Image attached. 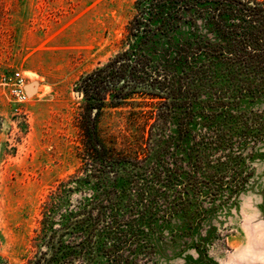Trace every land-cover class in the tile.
I'll return each instance as SVG.
<instances>
[{
    "label": "trees",
    "instance_id": "obj_1",
    "mask_svg": "<svg viewBox=\"0 0 264 264\" xmlns=\"http://www.w3.org/2000/svg\"><path fill=\"white\" fill-rule=\"evenodd\" d=\"M135 10L127 48L76 84L80 167L44 200L26 264H147L168 226L182 220L190 234L255 175L264 0H136ZM182 24L193 31L176 41ZM135 96L158 110L143 114L140 150L125 153L105 143L99 123L108 105Z\"/></svg>",
    "mask_w": 264,
    "mask_h": 264
},
{
    "label": "rangeland",
    "instance_id": "obj_2",
    "mask_svg": "<svg viewBox=\"0 0 264 264\" xmlns=\"http://www.w3.org/2000/svg\"><path fill=\"white\" fill-rule=\"evenodd\" d=\"M135 1L0 0V264H26L34 256L44 200L79 169L83 99L76 84L127 48L123 39ZM192 31L182 24L176 41ZM17 73L24 87L39 85L24 103L11 94ZM211 91L201 89L202 99ZM149 102L135 96L108 105L99 123L105 143L139 151L146 135L143 114L158 110ZM171 120L166 133L174 130ZM252 166L246 191L219 204L190 234L182 220L168 226L147 264H264V147Z\"/></svg>",
    "mask_w": 264,
    "mask_h": 264
},
{
    "label": "built area",
    "instance_id": "obj_3",
    "mask_svg": "<svg viewBox=\"0 0 264 264\" xmlns=\"http://www.w3.org/2000/svg\"><path fill=\"white\" fill-rule=\"evenodd\" d=\"M16 83L14 84L13 89L11 90V94L16 100L20 103H24L28 100V95L25 91L24 87V78L17 73L15 75Z\"/></svg>",
    "mask_w": 264,
    "mask_h": 264
},
{
    "label": "water",
    "instance_id": "obj_4",
    "mask_svg": "<svg viewBox=\"0 0 264 264\" xmlns=\"http://www.w3.org/2000/svg\"><path fill=\"white\" fill-rule=\"evenodd\" d=\"M33 85L37 86V84H30L29 86L25 87V91L27 93V95L32 94L33 92H35V88L33 87Z\"/></svg>",
    "mask_w": 264,
    "mask_h": 264
},
{
    "label": "bare ground",
    "instance_id": "obj_5",
    "mask_svg": "<svg viewBox=\"0 0 264 264\" xmlns=\"http://www.w3.org/2000/svg\"><path fill=\"white\" fill-rule=\"evenodd\" d=\"M31 78H32V81L35 80L33 76H32ZM33 79H34V80H33ZM32 84H35V81H34V83H32ZM33 87L35 88V92H34V93L37 94L38 91H39V85H37V86L33 85Z\"/></svg>",
    "mask_w": 264,
    "mask_h": 264
}]
</instances>
